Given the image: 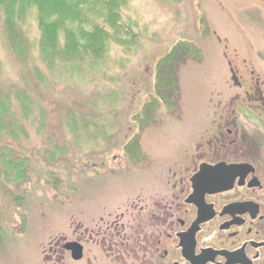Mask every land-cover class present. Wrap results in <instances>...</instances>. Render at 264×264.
Instances as JSON below:
<instances>
[{"label": "rangeland", "instance_id": "rangeland-1", "mask_svg": "<svg viewBox=\"0 0 264 264\" xmlns=\"http://www.w3.org/2000/svg\"><path fill=\"white\" fill-rule=\"evenodd\" d=\"M122 15L136 46L111 43L101 58L59 59L51 72L38 61L34 17H27L22 34L27 58L9 48L0 27V103L7 108L0 130V264L34 261L40 234L63 228L70 201L83 200L66 197L68 190L102 186L87 199L93 203L108 185L132 184L130 174L86 179L91 163L105 159L110 164L101 169H132L126 154L138 144L149 161L156 158L151 167H161L165 156L222 128L213 112L221 115L234 97V104L252 103L231 73L264 80V7L258 0H126ZM180 42L199 54L190 49L181 55L171 110L158 96L168 89L158 84L156 64ZM247 45L251 52L239 51ZM153 100L157 113L144 124L142 107ZM255 121L241 113L235 122L247 136H264ZM134 122L137 133L130 129Z\"/></svg>", "mask_w": 264, "mask_h": 264}, {"label": "flooded vegetation", "instance_id": "flooded-vegetation-1", "mask_svg": "<svg viewBox=\"0 0 264 264\" xmlns=\"http://www.w3.org/2000/svg\"><path fill=\"white\" fill-rule=\"evenodd\" d=\"M259 77L231 73L252 103L234 104V97L221 115L213 112L222 128L158 159L161 167L152 168L156 158L144 153L126 154L132 169H101L110 164L105 159L91 163L86 179L130 174L132 184L108 185L93 203L87 199L102 186L68 190L66 197L83 200L70 201L63 228L40 234L31 264H264V136H247L235 122L242 113L264 128Z\"/></svg>", "mask_w": 264, "mask_h": 264}, {"label": "trees", "instance_id": "trees-1", "mask_svg": "<svg viewBox=\"0 0 264 264\" xmlns=\"http://www.w3.org/2000/svg\"><path fill=\"white\" fill-rule=\"evenodd\" d=\"M124 6L126 0H0V27L9 48L16 49L21 57L27 58L30 56L29 48L26 36L22 34H25L27 17H34L39 33L36 44L38 61L51 72L59 59L70 63L93 56L101 58L111 43L136 46L133 41L136 36L129 33L123 23ZM179 44L156 64L158 84H164L168 89L166 93L158 92V96L164 107L171 110L174 109L171 98L177 94L175 75L180 57L190 49L199 54L197 47H189L186 42ZM33 69L36 72L37 67L33 66ZM156 104L153 100L150 106L142 107V123L152 121L157 112ZM5 109L6 104L0 103V130L4 128ZM129 153H140L138 144Z\"/></svg>", "mask_w": 264, "mask_h": 264}, {"label": "water", "instance_id": "water-1", "mask_svg": "<svg viewBox=\"0 0 264 264\" xmlns=\"http://www.w3.org/2000/svg\"><path fill=\"white\" fill-rule=\"evenodd\" d=\"M198 179V175L195 177V179L194 180H197Z\"/></svg>", "mask_w": 264, "mask_h": 264}]
</instances>
